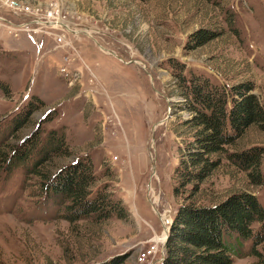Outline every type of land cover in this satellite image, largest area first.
I'll return each mask as SVG.
<instances>
[{
    "label": "rangeland",
    "instance_id": "obj_1",
    "mask_svg": "<svg viewBox=\"0 0 264 264\" xmlns=\"http://www.w3.org/2000/svg\"><path fill=\"white\" fill-rule=\"evenodd\" d=\"M197 29L217 35L194 47ZM178 73L186 83L198 76L224 89L247 80L264 110V0H0V150L34 132L37 148L50 131L61 134L65 151L43 172L87 158L88 188L110 193L125 211L123 219L112 213L70 223L36 174L1 167L0 264H96L112 256L158 264L163 221L168 227L185 195L172 193L177 147L187 136L178 122L190 117L177 106ZM250 146L263 148V183L251 185L220 154L197 202L244 190L262 202L264 131L247 127L225 152ZM251 228L264 236L261 223ZM251 244L233 242L244 254L230 264H264V239L255 246L260 260L248 255Z\"/></svg>",
    "mask_w": 264,
    "mask_h": 264
},
{
    "label": "trees",
    "instance_id": "obj_2",
    "mask_svg": "<svg viewBox=\"0 0 264 264\" xmlns=\"http://www.w3.org/2000/svg\"><path fill=\"white\" fill-rule=\"evenodd\" d=\"M215 33L206 29L193 31L190 34L192 46H201L216 37ZM177 86L182 98L177 106L184 105L190 117L178 122L187 136L183 146L177 147L179 160L173 168L172 193L185 195L169 222L164 256L159 264H230L234 255L244 254L235 249L233 242L237 245L245 240L252 242L248 255L260 260L255 246L264 236L258 237L251 223L259 222L264 227V194L261 203L252 191L244 190L209 205L200 204L194 196L200 184L219 165L220 154H225L231 164L244 171L251 185L263 183L259 170L261 146L225 152V147L233 146L247 127L255 125L264 131V110L251 92L253 85L243 80L224 89L198 76H191L186 83L178 73ZM37 134L34 132L20 144L9 146L11 151L0 150V168L21 166L27 174H36L39 189L46 198L54 199L61 207L64 205L61 215L70 223L112 213L117 218H125L124 209L110 193L88 188L93 174L87 158L64 165L51 175L43 172L49 158L61 154L65 148L62 135L53 131L37 148ZM30 165L32 168L28 167ZM123 260L122 256H112L96 264H122Z\"/></svg>",
    "mask_w": 264,
    "mask_h": 264
},
{
    "label": "built area",
    "instance_id": "obj_3",
    "mask_svg": "<svg viewBox=\"0 0 264 264\" xmlns=\"http://www.w3.org/2000/svg\"><path fill=\"white\" fill-rule=\"evenodd\" d=\"M33 19L35 20V21H37V22H40L39 21V19L37 18V16H33ZM40 24H44L42 27H43V29L44 28H47V24H49V22L47 21H42V22H40ZM52 24H53V22H52ZM30 26V22H24V24H23V27L24 28H26L25 30H28V27ZM52 26H55L54 24L52 25ZM32 30V29H31ZM70 80V79H69ZM153 249V246H149L148 248H146L145 250H143V251H141L140 252V254L138 255V260H142L143 259V257H145V255L146 254H148V253H150L151 252V250Z\"/></svg>",
    "mask_w": 264,
    "mask_h": 264
},
{
    "label": "bare ground",
    "instance_id": "obj_4",
    "mask_svg": "<svg viewBox=\"0 0 264 264\" xmlns=\"http://www.w3.org/2000/svg\"><path fill=\"white\" fill-rule=\"evenodd\" d=\"M55 23H58V21L54 22V24H55ZM162 220H164V219H162ZM165 223H166V220H165V221H163V226H164V228H165V230H166V228H167V225H165ZM164 234H165V232H164ZM164 234H163V235H164ZM162 238H163V236H162Z\"/></svg>",
    "mask_w": 264,
    "mask_h": 264
},
{
    "label": "water",
    "instance_id": "obj_5",
    "mask_svg": "<svg viewBox=\"0 0 264 264\" xmlns=\"http://www.w3.org/2000/svg\"><path fill=\"white\" fill-rule=\"evenodd\" d=\"M167 115H168V113H167ZM152 166H153V163H152ZM167 230H168V227L165 230V236H164L165 238L167 237ZM161 260H162V258L159 260L158 264L160 263Z\"/></svg>",
    "mask_w": 264,
    "mask_h": 264
}]
</instances>
